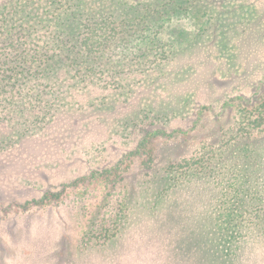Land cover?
<instances>
[{"label": "trees", "instance_id": "obj_1", "mask_svg": "<svg viewBox=\"0 0 264 264\" xmlns=\"http://www.w3.org/2000/svg\"><path fill=\"white\" fill-rule=\"evenodd\" d=\"M215 2L0 0V159L44 142L62 158H69L66 146L87 157V172L33 199L64 205L80 248L120 236L131 215L123 164L135 159L155 203L192 180L209 181L215 191L213 249L197 243L187 264H235L244 242L264 240V150L257 148L264 97L255 98L257 89L228 100L229 119L189 154L163 159L164 142L154 144L178 139L192 118L201 121L205 104L190 93L164 97L159 87L185 49L221 27ZM181 19L194 29L166 36L168 24Z\"/></svg>", "mask_w": 264, "mask_h": 264}, {"label": "rangeland", "instance_id": "obj_2", "mask_svg": "<svg viewBox=\"0 0 264 264\" xmlns=\"http://www.w3.org/2000/svg\"><path fill=\"white\" fill-rule=\"evenodd\" d=\"M216 1L221 27L212 26L201 42L185 49L159 87L164 97L190 93L206 108L197 124L193 118L184 124L189 130L178 139L155 141L158 147L164 142L161 158H180L195 150L229 119L231 109L224 104L231 98H249L256 89L255 98L264 97V0ZM168 25L166 36L180 27H195L186 19ZM258 143L264 150V140ZM37 144L15 159H0V264H187L197 243L213 249L215 191L209 181L192 180L155 203L145 190L138 159L123 164L128 166L131 215L120 236L104 246L80 248L76 224L64 205H36L33 199L46 188L61 190L87 172V157L73 155L66 146L65 159V153L58 155L46 142ZM56 160L57 167H50ZM41 171L43 177L38 176ZM29 179L33 185L27 184ZM239 253L235 264H264V240L250 238Z\"/></svg>", "mask_w": 264, "mask_h": 264}]
</instances>
